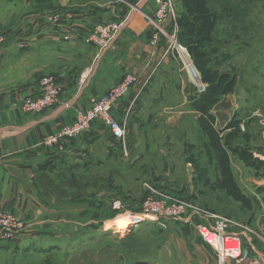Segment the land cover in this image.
Segmentation results:
<instances>
[{"label":"rangeland","instance_id":"1","mask_svg":"<svg viewBox=\"0 0 264 264\" xmlns=\"http://www.w3.org/2000/svg\"><path fill=\"white\" fill-rule=\"evenodd\" d=\"M171 1L174 17L169 19L174 25L170 30L177 29L176 37L181 40L178 32L184 28L196 42L185 48L195 68L192 73L201 75L205 89L197 91L190 74L181 63L177 65L174 51L167 49L164 57L168 66L163 64L156 73L166 70L168 77L161 84V92L156 90L153 99L145 100L149 109L144 106L145 113L140 114L142 122L148 118L145 130L135 131L128 120L132 116L129 114L127 119L126 112L116 119L125 133L118 140L101 119H94L90 126L98 121L108 129L107 137L86 145L80 156L66 164L61 165L56 158L48 163L46 173L38 171L34 177L28 176L26 196L31 204L20 213H11L21 221L15 238L26 233L38 239L27 242L17 255L10 249L1 251L0 264H190L181 235L195 233V224L214 217L223 219L228 232L239 234L243 241L264 252V0H200L203 5L189 20L181 17L185 12L183 0ZM108 3L111 7L118 3L120 10L127 6L130 12L125 15V25L130 15L137 13L121 0ZM35 4L0 0L1 47L9 41L12 46L16 38L32 31L31 22L36 16L50 26L59 23L57 10H36ZM100 12L103 16L110 14L105 5ZM89 44L98 52L112 46L100 50ZM192 51L203 53L196 56L204 62L202 68L195 63ZM11 58L14 65L15 57ZM213 63V69H206ZM6 76L13 80V71ZM50 77L61 83L48 75L40 78L39 87ZM213 96L218 100L212 106L226 108L223 120L230 118L218 131L213 115L200 109ZM89 98L87 107L77 109L71 123L60 128L71 125L78 112L89 108ZM180 102L190 114L171 113L174 110L161 107ZM138 134L143 149L136 145ZM58 167L66 171H58ZM147 200L182 203L189 219L144 216L123 231L114 228L117 218L142 215ZM202 242L217 261L214 249Z\"/></svg>","mask_w":264,"mask_h":264},{"label":"crops","instance_id":"2","mask_svg":"<svg viewBox=\"0 0 264 264\" xmlns=\"http://www.w3.org/2000/svg\"><path fill=\"white\" fill-rule=\"evenodd\" d=\"M26 1L36 2V10H57L61 18L57 20L59 23L56 26H50L45 19L36 16L35 21L31 22L32 31L16 38L12 46L9 45L10 41L0 46V209L14 214L20 213L31 204V200L26 196L29 192L28 176L34 177L41 166L56 158L61 165L66 164L76 155L80 156L86 145L108 136V129L96 121L79 136L59 138L51 144L45 142V139L56 134L61 126L71 123L77 109L87 107L89 97H99L126 73L135 74L137 82L116 102L112 115L118 119L127 112V119L129 114L132 116L128 119L130 126L136 131L148 124V118L142 122L140 115L145 113L144 106L149 109L145 100L154 97L156 90L160 93L161 84L168 77L166 70L162 73L156 72L160 68L163 69V64L165 68L168 66L164 54L169 46L162 39L156 46L149 44L150 32L142 28L143 19L137 13L133 17L130 15L129 24L122 28L114 44L105 51L98 52L84 40L83 36L94 22L96 23L95 20L120 19L130 12L127 6L124 10H120L118 3L111 7L108 3L111 0L107 3L106 0ZM92 4L95 5L93 9L90 8ZM104 5L110 10V14L106 16L100 12ZM149 6L151 5L148 4L144 8ZM96 10L101 14L96 13ZM12 56L15 57L14 65L11 64ZM6 59H9V64ZM175 61L177 65L180 64L178 60ZM169 62L172 64L171 59ZM9 67L13 69L8 70ZM12 71L14 76L11 78L14 79H6V73ZM48 75H54L61 82L62 91L58 103L41 113L24 112L20 108L22 99L36 96L40 91V78ZM187 94L189 95V92ZM186 101L182 103L185 105ZM152 105L154 104H150V110ZM181 105L180 102V105L168 104L161 107L174 110L171 113L180 115L191 113L186 106ZM212 107L209 113L214 117L215 129L225 128L230 121L228 118L225 122L222 117L226 108ZM232 112L231 117L234 115ZM221 123L222 126H219ZM130 137L134 139L132 134ZM135 138L136 145L143 149L140 135ZM25 234L11 239L12 243L0 238V252L10 249L17 255L27 242L38 239L34 236L27 237ZM196 236L195 233L181 235L180 241L185 249L183 250L186 260L190 264H217L214 252ZM20 237L23 238L17 239ZM246 244L252 256L251 262L264 259L261 249H256L258 247H253L247 242Z\"/></svg>","mask_w":264,"mask_h":264},{"label":"built area","instance_id":"3","mask_svg":"<svg viewBox=\"0 0 264 264\" xmlns=\"http://www.w3.org/2000/svg\"><path fill=\"white\" fill-rule=\"evenodd\" d=\"M132 8L143 19V26L149 30V44L156 46L158 38L166 43L174 51L175 56L182 67L190 74L191 81L198 92L205 89L200 80V74L195 70L190 55L177 39V29L170 30L174 17V5L171 0H139L129 2L121 0ZM151 6L144 8L149 3ZM148 3V4H147ZM168 17V18H167ZM127 17L120 19H110L102 22H96L90 30L83 36L87 43L97 46L100 50L113 45L116 37L120 33ZM169 20V21H168ZM168 41V42H167ZM137 76L133 73H126L122 79L112 85L101 97L89 98V108L78 112L75 121L69 125L60 128L56 135H50L45 142L51 144L59 138H67L76 135L80 131L86 130L94 119H101L108 127L111 136L114 139L121 140L124 137V130L121 123L111 114L112 104L123 97L129 88L136 81ZM62 91V86L51 77L45 79L40 91L36 96L24 97L20 107L24 112L43 111L49 106L57 104ZM142 215H133L134 222L141 221L144 216L149 218H171L177 221H186L189 219L187 211L182 203L176 201L154 202L147 200L144 203ZM195 216V215H194ZM200 217V216H199ZM202 220V218L200 219ZM205 222L195 224V233L207 245L212 247L217 254L218 264H264V259L251 262L250 249L246 246V241L239 234L228 232L226 223L222 218L214 217ZM21 229V221L13 213L0 212V238L11 240L15 238L17 232Z\"/></svg>","mask_w":264,"mask_h":264},{"label":"trees","instance_id":"4","mask_svg":"<svg viewBox=\"0 0 264 264\" xmlns=\"http://www.w3.org/2000/svg\"><path fill=\"white\" fill-rule=\"evenodd\" d=\"M127 1H129V2H134V0H127ZM201 5H203V4H202V1H200V0H183V7L185 8V12H184V13L181 12V17L184 18V19L189 20V19H190V16H192V15H194V14H197V10H198L199 7H201ZM177 11H178V9H177ZM178 19H179V14H178ZM179 30H180V29H179ZM178 33H179L180 36L182 37L181 40L178 39L179 42H180L182 45L186 46V45H189V44H191V43H196L195 41H193L192 36L190 37L189 34L187 33V31H185L184 28H182V30L179 31ZM185 33H186V34H185ZM187 36H188V37H187ZM191 53H192V55H194V58H197L198 55H203V53L198 54V53H196L195 51H192ZM196 56H197V57H196ZM215 60H216V58H215ZM194 61H195V63H196L198 66H200V68H202L201 65H202V63H204V62L200 61L198 58H197L196 60H194ZM200 64H201V65H200ZM215 65H216V63H215V64L213 63L212 65L210 64V66H208L206 69H213V68L215 67ZM213 85L215 86L216 84L213 83ZM201 96L204 97V95H201ZM200 99H203V98L201 97ZM217 100H218V98H216L215 96H213V97L210 99V101H207L206 103H203L204 108L202 109V107L200 106V107H201L200 109L204 112V114L209 113V110H210V108L212 107L213 103L216 102ZM235 114H236V113H235ZM234 119H235V118H234ZM49 162H52V161H49ZM49 162H46L44 166H41L40 173H45V172H46L45 169H46V167L49 166V165H48ZM47 165H48V166H47ZM60 170H62V171H66V169H64V168H62V167H58V171H60ZM71 182H72V181H71ZM71 182H67L66 184H67V185H68V184H71Z\"/></svg>","mask_w":264,"mask_h":264},{"label":"bare ground","instance_id":"5","mask_svg":"<svg viewBox=\"0 0 264 264\" xmlns=\"http://www.w3.org/2000/svg\"><path fill=\"white\" fill-rule=\"evenodd\" d=\"M134 220V217L131 215H124L122 216L121 218H117L115 220V227L114 228H117V229H120V230H125L128 228V226L130 225V223H132V221Z\"/></svg>","mask_w":264,"mask_h":264}]
</instances>
